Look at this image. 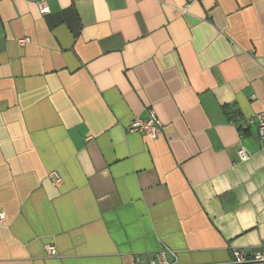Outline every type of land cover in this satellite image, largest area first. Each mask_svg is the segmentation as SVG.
Segmentation results:
<instances>
[{
	"label": "crops",
	"instance_id": "1",
	"mask_svg": "<svg viewBox=\"0 0 264 264\" xmlns=\"http://www.w3.org/2000/svg\"><path fill=\"white\" fill-rule=\"evenodd\" d=\"M38 1L0 0V264L262 250L264 0Z\"/></svg>",
	"mask_w": 264,
	"mask_h": 264
},
{
	"label": "built area",
	"instance_id": "2",
	"mask_svg": "<svg viewBox=\"0 0 264 264\" xmlns=\"http://www.w3.org/2000/svg\"><path fill=\"white\" fill-rule=\"evenodd\" d=\"M202 0H186L181 12L186 14L191 4L195 2H200ZM38 10L41 14L48 13L47 7L44 5L43 1H38ZM20 43H25V41H20ZM249 122L255 124L258 133V140L260 143V150L264 154V111L255 115ZM128 132L143 134L151 140H155L162 131V124L157 119L153 112H149L146 119L142 120L139 118H134L127 129ZM237 156L240 162H245L249 159V154L243 148H240L237 152ZM48 179L53 186H58L61 183V178L56 172H50L48 174ZM5 216L0 210V227L4 225ZM48 256H55L56 252L53 247H47ZM232 263L233 264H254V263H264V248L260 251L252 250H233L232 251ZM147 264H173L165 259V251L158 253L156 260H150Z\"/></svg>",
	"mask_w": 264,
	"mask_h": 264
}]
</instances>
